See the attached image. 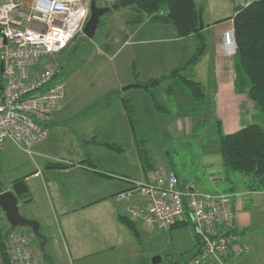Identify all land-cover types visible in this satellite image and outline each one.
I'll use <instances>...</instances> for the list:
<instances>
[{
    "label": "crops",
    "instance_id": "0c3cea01",
    "mask_svg": "<svg viewBox=\"0 0 264 264\" xmlns=\"http://www.w3.org/2000/svg\"><path fill=\"white\" fill-rule=\"evenodd\" d=\"M199 6L202 9L204 27L201 31L206 41V47L201 59L195 64L191 77L199 81L202 86L207 82L203 77L205 75L204 69L207 66L211 67L208 85L203 87L205 91L204 101L207 108L212 109L211 112L215 116V121L229 124L227 133H230L249 124L239 125L242 126L240 128L233 127L237 124L236 121L240 117V113H243V110L239 108V102L248 101L247 95L237 90L235 86L234 52L223 41V33L232 26L233 20L220 21L226 14L218 10L215 14L211 13L209 20L205 21V8L202 5ZM145 21L159 25L160 31L157 33L145 31L137 36L139 27L127 28L124 29L122 36L113 38L114 42L117 41L118 43L106 44L105 46V53L111 59L118 61L117 66L112 68L114 87L108 95L111 98L108 97L109 103L103 102V99L89 103L88 107L90 108L84 110L94 112L92 113L94 116L101 115L103 117L83 118L74 121L77 125L83 126V130L90 121H92L93 126H96V122L99 123V126L106 125V123L112 125L115 131L113 139L102 140L98 133H94L87 140L93 150L99 145L100 147L105 146L108 149H115L120 156L122 153L125 154L126 146L144 145L146 136L139 139L135 134L137 130H151L147 126H151L150 121L137 118L138 114L142 112V108L144 113H140L141 115H147L153 109L158 114V99L155 97L158 92L168 93L170 98L172 95H180L177 92L178 89H181L180 92L183 91V87L180 88L176 80L173 78L164 79L163 77H167L173 68L182 65L193 54L199 45V37L195 34L180 37L175 28L167 22L150 19ZM167 30L172 31L170 35H166L165 31L167 32ZM187 39H191V42H185L183 45L182 43ZM206 51H208L207 58H205ZM47 63L56 66L58 75L63 70L59 64L49 61ZM201 66L202 70L200 71L199 67ZM200 72H203V75ZM155 78L163 80L159 84L147 85L145 83L147 80ZM56 81L61 82L59 80L54 82ZM131 84L140 85L129 86ZM40 92L41 90H38L36 93ZM69 98L64 85V97L61 105L55 110L53 119L46 124L47 135L42 141L31 147V153L8 140L0 147V151H6L12 145L15 146L29 155L31 164L30 172H21L20 175L8 181H6L5 175L1 173L0 192L5 190L14 192L13 181L25 178L32 196L29 199L31 200L30 204L32 203L34 207L29 212L30 215L26 217L39 220L40 224L42 218H46L48 223H51L52 220L58 229L57 235L55 233L51 236L47 235L46 243L42 248L43 256L50 260L51 264H60L59 260L62 258L69 264H150L142 255L140 247H135V241L129 234L131 230L119 219L121 216H127L134 220L137 228L139 225L142 227L146 225L141 215V208H146L144 198L135 194L132 198L126 199L127 202L122 205L108 204L107 201L115 197L119 198L120 192L132 187L130 179L149 180L153 176V173L148 169L151 164L141 160L142 166L139 164L136 168L135 163L129 159L127 161L122 160L119 156L114 157L110 153L105 156H95L92 154L93 151L86 152L85 157L72 158L75 154L72 146L65 148L67 157L70 156V158L54 156L52 154L54 130L60 125L72 126L71 115L83 112H75L73 106H68ZM191 112L192 110L189 114L196 115V112ZM108 114L111 117H104ZM194 119H196L194 116L189 122L174 119L167 124V129L189 130L195 126ZM108 143L114 144L116 147H110L107 145ZM211 154H205V161ZM214 162L211 165L214 166L213 164H215L216 167H211L213 171L208 177L210 187L217 190L214 193H235L232 197L236 214L235 227L242 233L243 238L248 227L245 216L241 212V196L250 192L264 193V190H251L249 188L248 191H239L236 189L235 180L230 179V175L227 173L229 171L223 166L222 159L221 164L218 160L216 163ZM4 166L7 165L4 164ZM215 170L216 172H214ZM174 171L182 180H191L188 176L183 177L177 170ZM137 175L139 177H135ZM224 182L233 184L230 186V190H227V187H222ZM135 205L138 208L136 211L132 209ZM237 220L241 228L238 227ZM180 221L188 222L185 218ZM183 222H176L170 229ZM132 234L137 238L133 232ZM230 263L233 264V258Z\"/></svg>",
    "mask_w": 264,
    "mask_h": 264
},
{
    "label": "rangeland",
    "instance_id": "374dc122",
    "mask_svg": "<svg viewBox=\"0 0 264 264\" xmlns=\"http://www.w3.org/2000/svg\"><path fill=\"white\" fill-rule=\"evenodd\" d=\"M97 3L102 4L100 0ZM197 3L205 8V21L210 18L211 13L215 14L218 10L226 14L220 21L229 20L227 18L233 16L236 11L234 0H197ZM149 19L159 20L153 19L142 10H138L136 4L111 9L101 16L96 33L92 38L81 33L82 35H78L73 39L65 49L45 59V62L56 63L59 64L61 69L63 68L56 80L61 81L68 91L70 98L67 105L73 106L75 112L83 111L71 115L72 126L68 127L65 125L64 127L60 125L54 130L52 144V154L54 156L67 157L65 148L71 146L74 148L73 153L75 151L72 158L85 157L86 152L90 153L91 151H93L92 154L95 156H105L109 153L114 157L119 156L115 149H108L105 146L100 147L99 145V147L93 150L92 146H89L87 142L94 133H98L102 140L113 139L115 131L111 124L106 123V125L99 126V123L96 122V126H93L92 121H90L89 125L83 130V126L77 125L74 121L83 118L103 117L101 115L94 116L92 115L94 112L84 110L90 108L88 107L89 103L100 99H103V102L109 103L108 100L111 98L108 95L114 87L112 68L117 66L118 61L117 59H111L105 53V46L106 44L118 43L117 41L114 42L113 38L122 36L124 29L127 28L139 27L140 30L137 36L145 31H151L152 33L159 32V25H156L154 22L145 21ZM170 26H168L169 29H171ZM171 32L170 30L165 31L166 35H170ZM185 42H191V39H187L182 44L185 45ZM168 44L171 43L168 42ZM207 53L208 51L205 53V58H207ZM199 70H202V66L199 67ZM204 70L205 75L203 77L207 82L202 85V88L208 85L211 67L207 66ZM200 73L203 75V72ZM179 85L180 88L183 87V91L180 92L181 89L177 91L180 94L179 96L172 95L169 98L168 93L161 92L155 95L161 105V108L157 109L159 111L158 114L153 109L147 115H141L144 113L142 108V112L138 114L137 118L139 117L141 120H146L147 122L150 121L151 126H147L151 130H137L135 134L139 139H143L146 136V142L142 146H137V144L126 146L124 150L125 154L122 153L119 157L122 160L127 161L129 159L133 161L136 168H138L139 164L142 166L141 160L143 162H150L151 165L148 169L153 174L170 169L177 170L183 177L188 176L189 179L196 181L202 190L215 192L217 190L210 187L208 177L210 172L213 171L211 167H216L215 164L212 166L211 163L213 161L216 163L218 160L219 164H221V156L216 150L218 147L219 131L227 133L229 124L215 121V116L211 112L212 109L207 108L205 101L199 98L194 101L189 93V89L182 84ZM242 92L247 95L248 101L239 102V108L243 110V113H240V117L236 121L238 126L235 124L233 127L240 128L245 125L244 123H258L264 127V116L256 107L255 102L250 98L247 91ZM182 104L184 105L182 106ZM198 106L199 108H197ZM191 110V113L196 112V115L189 114ZM193 116L196 117L193 122L195 123L194 128L180 131H177L175 128L167 129V124L172 122V120L181 119L189 122L192 121L191 118L193 119ZM104 117L109 118L111 116L108 114V116ZM82 135H85V137H82ZM205 154H211L206 161ZM141 155L142 157H140ZM67 158H70V156ZM4 164L7 166H4ZM136 168H134L135 171ZM30 169L29 155L15 146L12 145L9 150L0 151V175L1 173L5 175L6 181L14 179L21 172H30ZM228 171L230 179L235 180L236 189L239 191L249 190L250 181L247 175L240 171ZM119 177L124 178L122 176ZM135 177H139V175ZM231 185L233 184L229 182L222 183V187H227V190L231 189ZM31 197L29 192L26 197H23L19 201L20 203L18 202L20 213L25 217L29 216V212L34 209L32 203L30 204L31 200L29 199ZM241 197V212L245 216V222L248 227L243 241L250 245V249L243 254L235 255L233 257V264H264V193L250 192L242 194ZM107 202H109L108 204L122 205L127 201L122 200L120 197H115ZM2 214L5 218L4 211H2ZM40 225V233L46 239L47 235L51 236L54 233L57 235L58 229L52 220L51 223H48L46 222V218H42ZM237 225L241 228L238 220ZM144 226L139 225L138 228L139 237L137 238L140 241L131 231L129 234L132 240L135 241V247H140L142 255L145 256V259L150 264H153V258L157 256L163 257L156 264H169L178 261L182 263L184 259L189 258L197 249L194 225L190 222H183L172 229ZM21 230H26L27 233L30 232L29 227L18 226L16 228V231ZM30 235L33 234L30 233ZM31 242L40 264H51L50 260L43 256L39 237L32 236ZM59 261L60 264H69L65 262L64 258Z\"/></svg>",
    "mask_w": 264,
    "mask_h": 264
},
{
    "label": "built area",
    "instance_id": "2783aa9c",
    "mask_svg": "<svg viewBox=\"0 0 264 264\" xmlns=\"http://www.w3.org/2000/svg\"><path fill=\"white\" fill-rule=\"evenodd\" d=\"M91 1L0 0V147L8 140L31 153V147L46 137V124L63 100L64 84L54 82L58 70L45 59L83 33ZM100 1L111 6L121 0ZM255 1L234 0L236 10ZM223 41L235 52L233 24L224 31ZM130 181L133 186L119 197L144 198L141 215L147 226L170 229L183 218L194 225L197 250L177 264H229L250 249L235 228V193L202 190L174 170L157 172L147 181ZM132 209L138 210L136 205ZM31 240L30 234L19 232L9 238L12 264H40Z\"/></svg>",
    "mask_w": 264,
    "mask_h": 264
},
{
    "label": "trees",
    "instance_id": "16d2710c",
    "mask_svg": "<svg viewBox=\"0 0 264 264\" xmlns=\"http://www.w3.org/2000/svg\"><path fill=\"white\" fill-rule=\"evenodd\" d=\"M134 4L138 10L146 12L153 19L169 23L175 28L178 36L185 37L195 34L199 37L197 50L182 65L173 68L167 77L163 78H173L178 84L189 89L194 101L198 98L204 101L205 92L201 83L190 77L206 47L202 31L198 29L202 9L196 0H138ZM227 19L233 20L236 40L233 55L236 73L235 86L239 91H247L264 116V0H257L247 7L236 10L235 14ZM162 80L155 78L145 83L147 85L159 84ZM157 105L160 109L159 100H157ZM107 145L116 147L110 143ZM217 150L227 171L235 170L244 173L249 177L251 190H264V127L262 125L249 123L230 133L219 131ZM13 190L18 199L26 197L29 193V186L25 178L15 179ZM2 211L0 208V264H12L7 256L9 238L14 233L27 232L26 230L16 231L17 227L12 228L7 218H4ZM119 219L137 237L139 236L134 220L127 216H121ZM30 233L33 234L31 236H36L31 228L27 234ZM195 238L198 247L199 242L196 235ZM39 240L42 243V239L39 238ZM229 264H231L230 261Z\"/></svg>",
    "mask_w": 264,
    "mask_h": 264
},
{
    "label": "water",
    "instance_id": "95a60500",
    "mask_svg": "<svg viewBox=\"0 0 264 264\" xmlns=\"http://www.w3.org/2000/svg\"><path fill=\"white\" fill-rule=\"evenodd\" d=\"M138 0H121L117 3L112 4L111 6H103L99 5L96 0L91 1L90 6V15L87 19L84 27H83V34L87 37L92 38L96 30L98 28V25L101 20V16L110 11L111 9H116L118 7H124L130 4L136 3ZM204 27V22L202 15H200V25L198 27L199 30H202ZM58 75V72H56L53 75V79H55ZM140 84H131L129 86H138ZM127 86V87H129ZM19 199L17 195L11 191V190H5L0 192V208L4 211L5 216L10 223L12 228H16L18 226H27L32 229L34 234L42 239L41 248H44L45 241L47 240L44 236L40 233V223L36 219H30L23 215H21L19 210ZM162 260L161 256H157L153 258V263H158Z\"/></svg>",
    "mask_w": 264,
    "mask_h": 264
}]
</instances>
